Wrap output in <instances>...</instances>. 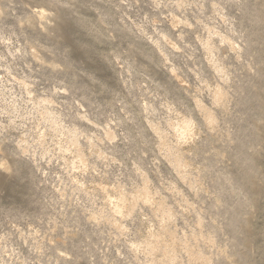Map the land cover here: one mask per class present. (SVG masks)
Instances as JSON below:
<instances>
[{"label":"rangeland","instance_id":"1","mask_svg":"<svg viewBox=\"0 0 264 264\" xmlns=\"http://www.w3.org/2000/svg\"><path fill=\"white\" fill-rule=\"evenodd\" d=\"M0 264H264V0H0Z\"/></svg>","mask_w":264,"mask_h":264}]
</instances>
